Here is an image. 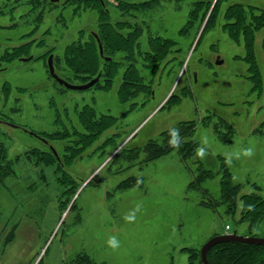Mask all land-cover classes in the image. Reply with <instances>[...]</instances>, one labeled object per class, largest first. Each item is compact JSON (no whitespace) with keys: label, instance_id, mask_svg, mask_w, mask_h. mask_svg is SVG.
I'll list each match as a JSON object with an SVG mask.
<instances>
[{"label":"rangeland","instance_id":"1","mask_svg":"<svg viewBox=\"0 0 264 264\" xmlns=\"http://www.w3.org/2000/svg\"><path fill=\"white\" fill-rule=\"evenodd\" d=\"M60 1L58 5L44 2V18L34 29L33 15H23L25 7L14 9L0 0L2 48L33 42L17 59L0 66V119L4 120L0 122V146L7 148L11 158L44 146L55 148L61 156L63 143L68 140L48 143L32 132L57 131L64 123L70 129L75 126L84 131L77 121L84 105L118 120L70 165L57 170L55 164L34 167L25 161L15 165L19 174L11 184V192L0 183V264H36L41 257L43 264H65L80 253L104 264H199L202 246L216 235L237 232L264 237V218L256 225L242 218V201L236 213L227 212L225 204L213 207L208 201L219 204L221 200L219 158L246 147H254L255 155L227 166L234 182L242 185L239 196L255 192V183L260 188L257 193L264 197V86L261 95L252 91L253 85L246 77L248 65L238 57L245 55L244 45L230 39L222 28V15L195 49L205 22L186 34L180 30L198 0H155L151 9L139 14L144 43L148 25L151 32L175 39L179 51L173 47L156 73H152L154 67L150 72L145 69L150 66L139 65L153 91L137 98L139 102L131 109L132 101L121 102L118 95L122 68L108 90L94 85L86 90L66 89L51 76V54L46 52L53 51V61L54 56L63 58L64 47L74 37L86 40L98 25L97 13L90 9L75 13V5L63 8L65 0ZM215 2L211 0V9ZM232 3L264 10V0H222V10ZM107 8L116 19L127 18L113 3ZM59 16L65 22H59ZM80 29H85L82 35ZM263 39L264 28L256 35V54L264 81ZM173 57L176 59L170 62ZM113 58L122 57L118 53ZM57 67L62 78L73 73L63 59ZM69 80L82 84L91 79ZM172 94L179 101L173 102ZM208 113L234 127L231 142H224L212 125H202ZM56 118L60 121L55 123ZM192 121L197 127L192 138L200 145L207 137L210 144L204 160L196 155L186 160L179 149L147 162L148 152L141 150L135 162L131 159L130 149H144L149 140L163 144L166 141L162 134L169 128ZM220 130L226 133L227 129L221 126ZM73 140H77L76 135ZM199 167L215 172L202 184L206 192L196 186L189 188ZM40 169H44L45 179L38 176ZM54 169L59 173H51ZM63 172L75 180V193L62 192L65 187L56 176ZM131 176L139 177L142 183L120 188L121 182ZM138 204L142 207L135 222H126L124 216ZM13 228L15 236L7 244ZM110 235L117 237L119 248L107 245Z\"/></svg>","mask_w":264,"mask_h":264},{"label":"trees","instance_id":"2","mask_svg":"<svg viewBox=\"0 0 264 264\" xmlns=\"http://www.w3.org/2000/svg\"><path fill=\"white\" fill-rule=\"evenodd\" d=\"M48 1L49 0H43V3ZM111 3L114 4L115 8H118L121 11V15L126 16L127 18L116 19L111 10L107 8ZM82 4L83 6H81ZM155 4V0L144 2L132 0L63 1V8H66L69 5H75L73 7L75 13L80 10L85 12L87 9H90L95 14L97 13V22L95 24L98 23V25L97 30L92 32L86 40H83L82 36L78 39H75L74 37L72 42L64 47L63 58L60 56L56 58V56H54L55 69L61 71L57 66L61 59H63L68 69L73 72L69 76L64 75L66 77L64 79L69 82V79L72 78H81L83 81H87L100 75V79L93 87L99 86L103 90H108L113 88L115 78L119 75L120 69L122 68L118 95L121 102L126 103L129 100L132 101L130 106L131 109H133L139 102L136 100L137 98H140L141 95L147 97L152 94L153 91L152 84L146 82L144 76L141 75L139 65H142V68L146 67L143 64L150 66L145 68L150 72V68L154 67L152 73H156L158 71L157 68L161 66V63L169 57V52L177 45L175 39L163 37L151 32L148 25L146 26L148 32V36L146 37L147 42L144 43L143 40H141L144 28L138 21L139 14L145 10L151 9ZM221 4L222 0H216L211 9V0H198L194 2L188 20L180 30V33L186 34L195 26L199 29L205 22L204 29L195 47L196 49L202 40L204 33L214 27V25L217 24L216 21L222 15L225 19L222 28L228 34L230 39L236 43H242L244 45L245 55L238 57L243 59L248 65L246 77L253 85L251 88L252 91L261 95L264 81L256 54V35L259 30L264 28V10L255 5H244L243 3H232L222 10ZM43 7V12L39 11L37 15L32 14V22L36 25L34 29L40 25V22L44 18L45 3L43 4ZM34 8L36 7L34 6ZM59 17V22H65L63 16ZM84 30L85 29H80V35H82ZM41 42H43V40H41ZM32 43V41L25 42L20 46H14L11 48L6 47L4 49L0 43V66L2 62L9 63L17 59L21 53L27 51ZM100 43L103 46V54H101L100 51ZM56 48L57 47L53 49ZM178 51L179 48H175V52ZM46 53L51 54L53 51L51 52V50H49ZM118 53L122 58L114 60L113 57ZM109 57L111 58L108 59ZM174 59L176 58L173 57L170 59V62ZM124 63H126V67H123ZM63 87L66 88L65 86ZM171 97L173 102L179 101V98L177 96L175 97L174 94H172ZM53 102L54 101L51 100L50 103ZM1 120H3V118H1ZM58 120L59 119L56 118L55 123ZM117 120L118 117L114 115L105 113L98 114L94 106L84 105L79 109L77 114V121L83 126L84 131L77 129L75 126L70 129L66 126L68 124L64 123L62 124V128L57 131L36 132L48 143H51L52 141L68 140L66 143H63L64 151L61 156L55 148L57 154L54 152L53 148L51 149L48 146H44L40 149L37 147L30 148L22 156L17 155L16 157L11 158L8 155L7 148L0 146V183L11 192V188H13L11 184L19 174L15 169V165L18 163L24 164L25 161L29 162L34 167H38L41 163L45 165L52 164V167L55 164L57 165V170L62 169L65 165H70L77 157L86 152V150L97 141V138L104 131L114 126ZM201 123L204 126L212 125L218 136L224 142L228 143L232 141L234 127L225 119L219 118L216 120L212 113H208L203 117ZM195 125L196 123L192 121L187 122V124L180 122L179 125L175 126V128L179 129L181 138L189 137L188 140H182L179 147L183 158H186V160L195 155V149L199 146V141L192 138V135L197 129ZM261 125H264V121ZM221 126H224L227 129L226 133L220 132ZM75 135L77 140H73ZM162 136L164 141H166L163 144H160L155 140H149L144 149L138 147L130 149L132 152L130 154L131 159L135 162L137 160L136 157L137 155L139 156L141 150H147L148 152L146 162L150 159L153 160L171 152L174 148L169 147L168 145V132H164ZM219 159L220 165L218 172L221 173V202L219 201L218 204L217 201L212 199H209L208 201L213 207L225 204L227 212L229 213H236L238 202L242 201V218L251 222L250 224L252 225L258 224V222L264 218V197L257 193L260 189L259 186L254 183L252 186L255 188V192L239 196L242 190V185L234 182L233 174L225 163V158L220 157ZM43 170L44 169H40L37 171V174L40 178L45 179L47 176L42 173ZM57 170L54 169L51 173H59ZM198 171L199 173L196 176V179L189 185L190 189H195V186L203 189V182L206 179L213 177L215 174L213 170L206 168L199 167ZM56 179L65 187L62 192L75 193V180L68 173L63 172L60 176L57 175ZM136 184L137 178L131 176L124 179L119 187L126 189ZM203 190L205 192L207 191V189ZM69 201L70 197L67 196V204L70 203ZM61 202L63 203L64 200ZM71 206L73 207L74 204ZM15 229L16 228L10 230V235L6 241L7 244L13 240L16 233ZM208 259L210 264H264V245H253L240 242H221L214 245L209 250ZM36 264H43V257H41ZM65 264L104 263H98L88 254L80 253L74 259ZM199 264H203L201 260Z\"/></svg>","mask_w":264,"mask_h":264},{"label":"water","instance_id":"3","mask_svg":"<svg viewBox=\"0 0 264 264\" xmlns=\"http://www.w3.org/2000/svg\"><path fill=\"white\" fill-rule=\"evenodd\" d=\"M100 51L101 54H103V46L100 43ZM31 57L29 58H22V61H28L30 60ZM110 59V58H108ZM48 67H49V72L51 76L57 80L61 85L65 86L68 89L72 90H86L91 88L93 85L96 84V82L100 79V75L96 76L95 78L91 79L87 83H82V84H73L66 79L60 77L55 69V65L53 62V55L49 56V62H48ZM3 120L0 119V122ZM32 134H36L35 132H32ZM54 149V148H53ZM54 152L57 154V151L54 149ZM221 242H240V243H246V244H253V245H264V237H259L256 235H242L238 234L237 232L233 233H224V234H219L216 235L212 238H210L201 248V256L204 264H210L209 259H208V252L209 250L216 244L221 243Z\"/></svg>","mask_w":264,"mask_h":264},{"label":"clouds","instance_id":"4","mask_svg":"<svg viewBox=\"0 0 264 264\" xmlns=\"http://www.w3.org/2000/svg\"><path fill=\"white\" fill-rule=\"evenodd\" d=\"M168 135H169V140H168L169 147H172L174 149H179L182 143V138L180 136L179 129L175 127L169 128ZM209 148H210V144L208 138L203 137L200 145L195 149L196 157H198L201 160H204L209 155ZM223 155L225 156V163L231 166L234 160H240L242 157L252 158L255 155V149L254 147H246L236 152L223 153ZM140 183H142V180L139 179L138 177L137 186ZM141 207L142 205L138 204L132 212L126 214L124 216L125 221L129 223H134L136 219V213L140 211ZM107 245L110 248L117 249L120 246V242L116 236L110 235L107 239Z\"/></svg>","mask_w":264,"mask_h":264},{"label":"flooded vegetation","instance_id":"5","mask_svg":"<svg viewBox=\"0 0 264 264\" xmlns=\"http://www.w3.org/2000/svg\"><path fill=\"white\" fill-rule=\"evenodd\" d=\"M5 3H7V5L10 6L11 8L13 7L14 9H16L17 7H25L26 10L23 13V15H27V14L37 15L39 11L43 12V9H44L43 0H8V1L5 0ZM48 3H51V5L59 4L60 0H49ZM34 6L36 8H34ZM25 34H27V33H25ZM51 55H53V53H51ZM201 262L204 264V262L202 260V256H201Z\"/></svg>","mask_w":264,"mask_h":264}]
</instances>
